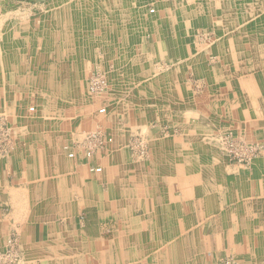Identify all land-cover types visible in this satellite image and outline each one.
Wrapping results in <instances>:
<instances>
[{"label":"crops","instance_id":"0c3cea01","mask_svg":"<svg viewBox=\"0 0 264 264\" xmlns=\"http://www.w3.org/2000/svg\"><path fill=\"white\" fill-rule=\"evenodd\" d=\"M181 1L9 10L25 16L8 30L29 23L49 49L22 62L21 38H2L0 119L27 125L33 91L59 114V133L40 123L0 148V245L16 233L27 264H264V0ZM96 71L104 115L86 96ZM96 130L112 141L87 159L78 144ZM214 132L263 151L231 166L204 144Z\"/></svg>","mask_w":264,"mask_h":264},{"label":"rangeland","instance_id":"374dc122","mask_svg":"<svg viewBox=\"0 0 264 264\" xmlns=\"http://www.w3.org/2000/svg\"><path fill=\"white\" fill-rule=\"evenodd\" d=\"M181 1V2H185ZM56 3V0H0V44L2 42V38L6 36V34L10 31H13L15 33L16 38H21L19 44L11 45L9 46L12 48V51L19 52L21 54L25 49L26 52L22 53L20 56V59H22V62L30 61V55L31 52L33 54L35 53H42L45 54L48 52L49 46H43L38 43V39H43L45 37L40 36L39 30L35 29L34 27H31L29 23H24V21H21L18 27V23L16 24V28L12 30L7 29V23L9 24V21L13 17H17L16 20H24L25 14L23 13H10L9 10L13 11V8H17V10L20 8V6H36V5H48ZM16 6V7H15ZM153 9H150L151 11ZM151 13V12H150ZM12 21V20H11ZM53 31V30H52ZM12 32V33H13ZM24 39V40H23ZM0 47H4L0 45ZM5 47H8L5 46ZM22 51V52H21ZM29 52V54H28ZM20 61V60H19ZM88 80V79H87ZM86 96L87 98L91 100L97 101L98 108L97 113H99V109L106 108L107 103V93L97 94L93 95L89 92L88 86L86 85ZM31 98V99H30ZM28 100L27 108H26V116L25 121L27 125H19V126H11L4 118L0 119V132L8 133V139L1 141V148H9L16 144V141H12L9 139L10 133L16 134L19 132H34L40 127V123H48L47 128L44 129V131L49 133H59V129H55V127L59 124V114L55 113L56 111H53V113H50V111L47 110V113H44V103L41 101L40 95H38L37 92H32L31 97ZM33 110H30V109ZM58 110V109H57ZM107 111L105 109V113H102V115L106 114ZM5 121V122H4ZM4 122V123H3ZM57 125V126H56ZM59 127V126H58ZM59 135V134H58ZM204 144H206L208 147H210L212 150L216 151L225 161L226 164H229L231 166H235L240 169L248 170L254 163V161L260 157L259 155L263 151V145L260 142H251L245 138H238L235 136H232V134L228 133H218L214 132L211 134H208L204 138ZM259 146V149L256 152H253L249 149V147L254 148L255 145ZM17 146H15L16 148ZM14 148V149H15ZM251 152V153H250ZM235 153L237 155H235ZM256 153V154H255ZM252 155L253 157L248 159L249 155ZM137 160H144V158L140 157ZM12 241L15 245L13 250L11 251V245L8 243V241ZM10 241V242H11ZM16 257V262L14 264H27L30 260L27 252L23 250V248L20 245L19 237L16 233H10L3 238H1V245H0V264H11V258ZM237 261H235L231 255H229L226 258H222L220 256L218 263L219 264H236Z\"/></svg>","mask_w":264,"mask_h":264},{"label":"built area","instance_id":"2783aa9c","mask_svg":"<svg viewBox=\"0 0 264 264\" xmlns=\"http://www.w3.org/2000/svg\"><path fill=\"white\" fill-rule=\"evenodd\" d=\"M150 12L153 13V10H151ZM87 86H88L89 92L93 95L105 93L108 88L105 75L98 71L90 74L87 80ZM99 113L100 114L105 113V108L99 109ZM5 136H6L5 132H0V148H1V141L4 140ZM111 141L112 140L109 136H105L102 134L101 131L96 130V131L87 133L84 137V141L81 144H78V147H81L83 149L85 157L87 159H90L95 153L103 149L105 145L107 143H110ZM133 147L138 148L140 155H143L145 153L144 144L141 141L134 143ZM64 149L67 150L68 147H64ZM249 149L253 152H256L259 149V146L256 144L254 148L249 147ZM235 155L237 154L235 153ZM67 156L69 158H73L74 153L69 152ZM252 157L253 156L250 154L248 156V159ZM88 171L91 173H100L102 169L96 166H89ZM10 241H8V243L11 245V243L13 242L12 241L10 242ZM14 243L13 245H11V251L15 247ZM16 257L17 256H15L14 258H11V261H10L11 264H14L16 262L15 260Z\"/></svg>","mask_w":264,"mask_h":264},{"label":"bare ground","instance_id":"6f19581e","mask_svg":"<svg viewBox=\"0 0 264 264\" xmlns=\"http://www.w3.org/2000/svg\"><path fill=\"white\" fill-rule=\"evenodd\" d=\"M154 12V11H153ZM30 110H33L32 108Z\"/></svg>","mask_w":264,"mask_h":264}]
</instances>
